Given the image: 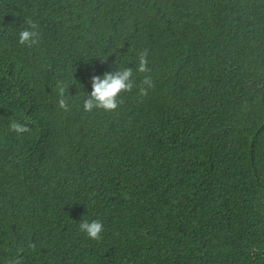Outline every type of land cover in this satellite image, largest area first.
Returning a JSON list of instances; mask_svg holds the SVG:
<instances>
[{
    "label": "trees",
    "instance_id": "1",
    "mask_svg": "<svg viewBox=\"0 0 264 264\" xmlns=\"http://www.w3.org/2000/svg\"><path fill=\"white\" fill-rule=\"evenodd\" d=\"M127 67L118 108L85 112L90 77ZM13 258L264 264V0H0V264Z\"/></svg>",
    "mask_w": 264,
    "mask_h": 264
},
{
    "label": "clouds",
    "instance_id": "2",
    "mask_svg": "<svg viewBox=\"0 0 264 264\" xmlns=\"http://www.w3.org/2000/svg\"><path fill=\"white\" fill-rule=\"evenodd\" d=\"M28 27L19 32L18 42L22 45L31 47L38 43L39 33L37 25L32 21H27ZM147 53H141L138 56L136 71L145 73L148 71ZM143 83L148 87L152 86L150 77H145ZM91 91L83 101V110L92 112L94 109L104 110L105 112L115 111L119 106L118 97L122 92L131 91L134 87L133 69L131 67L121 68L114 71H105L102 75H92L90 77ZM59 107L68 109V101L65 99V87L62 82L57 84ZM143 91V89H141ZM11 131L17 134H23L29 129L26 124L12 121L9 125ZM79 230L85 233L90 239L99 240L104 231L103 223L100 220H81ZM9 264H20V260L13 258Z\"/></svg>",
    "mask_w": 264,
    "mask_h": 264
}]
</instances>
